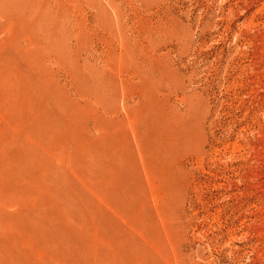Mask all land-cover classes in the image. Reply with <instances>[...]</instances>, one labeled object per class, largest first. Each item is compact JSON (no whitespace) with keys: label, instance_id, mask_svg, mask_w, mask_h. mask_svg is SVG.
Listing matches in <instances>:
<instances>
[{"label":"rangeland","instance_id":"1","mask_svg":"<svg viewBox=\"0 0 264 264\" xmlns=\"http://www.w3.org/2000/svg\"><path fill=\"white\" fill-rule=\"evenodd\" d=\"M0 264H264V0H0Z\"/></svg>","mask_w":264,"mask_h":264}]
</instances>
